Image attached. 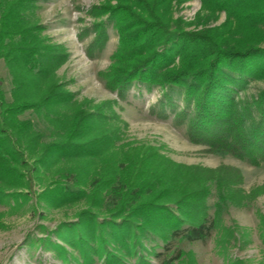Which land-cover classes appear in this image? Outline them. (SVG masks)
I'll list each match as a JSON object with an SVG mask.
<instances>
[{
	"label": "trees",
	"instance_id": "16d2710c",
	"mask_svg": "<svg viewBox=\"0 0 264 264\" xmlns=\"http://www.w3.org/2000/svg\"><path fill=\"white\" fill-rule=\"evenodd\" d=\"M189 1L105 0L88 12L95 38L87 53L94 57L105 49L104 18L112 21L119 46L100 73L109 91L125 98L133 84L178 88L186 99L183 111L167 94L152 112L167 119L170 108L179 125L189 120V139L206 146L208 155L264 165V90L251 102L239 98L251 82H264V0H201L196 20L187 23L175 14ZM38 11L37 0H0V62L12 83L11 101L0 83V202L26 199L29 193L8 192L31 191L41 171H58L73 187L55 180L39 199L52 208L86 205L76 223L56 230L66 246L40 242L66 262L72 257L83 264L96 258L118 264L127 256L151 264L144 240L205 242L213 231H226V206L243 208L264 195V185L247 193L236 167L187 166L153 146L131 143L127 151L117 146L122 140L117 122L127 127L114 111L117 102L74 101L58 77L70 54L44 34ZM222 14L225 20L218 24ZM27 112L44 118L53 141L43 142L33 121L21 119ZM181 258L182 253L163 264Z\"/></svg>",
	"mask_w": 264,
	"mask_h": 264
},
{
	"label": "rangeland",
	"instance_id": "374dc122",
	"mask_svg": "<svg viewBox=\"0 0 264 264\" xmlns=\"http://www.w3.org/2000/svg\"><path fill=\"white\" fill-rule=\"evenodd\" d=\"M104 1L37 0L38 16L45 28L44 34L53 42L65 46L70 54L68 63L58 71V77L64 87L73 93L74 101L78 103L91 101L94 105L109 101L117 102L113 106L114 111L127 125L125 127L123 123L117 122L122 133V140L117 142V146L126 145L125 151L131 143L134 146L146 144L159 149L162 155L179 164L200 165L206 168H217L220 165L236 167L244 176L243 189L247 193L255 187L263 186L264 165L253 166L232 155H208L204 153L206 146L194 144L189 139V120L179 125L176 114L170 108L165 109L169 114L167 119L160 118L152 112V108L159 109V101L167 94L176 104L178 112L183 111L186 108V99L180 89L160 87L149 89L143 85L133 84L125 98L107 89L100 73L111 65V58L119 46L120 39L112 21L104 18L109 36L105 49L95 53L94 57L87 53L95 38L94 19L88 12ZM200 10L201 0H190L176 11L175 18L193 23ZM224 20L225 14H222L218 24ZM0 83L7 100L11 101V77L3 61L0 62ZM262 90L264 82H251L246 90L239 94V98L242 102H251ZM21 119L33 121L35 130L43 136V142L55 139L52 128L43 117L27 112ZM46 172L48 171H41L42 180L34 181L31 191L27 188L8 190L10 194L29 193L26 199L21 197L18 201L10 199L0 202V264H83L82 260L76 262L72 257L66 262L55 250L40 242L41 239H50L54 243L66 246L56 234V230L62 225L70 226L76 223L80 211L86 209L84 203L52 208L40 200L39 194L50 182L62 179L60 174H57L58 171H50L49 174ZM64 182L73 187L71 181ZM216 202L217 191L214 187L208 201L211 216L215 214ZM107 216L106 213L101 214L100 220ZM222 221L223 229L226 231L220 234L213 231L205 242H188L176 238L169 245H165L159 239L149 238L144 240L149 253L145 251L143 253L148 256L151 264H163L178 257L180 253L182 258L175 264H229L235 260L244 261L246 264H264V195L243 208L226 206ZM67 249L79 256L77 251L69 247ZM123 261L124 263L118 264L139 263L137 257L126 256ZM94 264L110 263L96 258Z\"/></svg>",
	"mask_w": 264,
	"mask_h": 264
}]
</instances>
